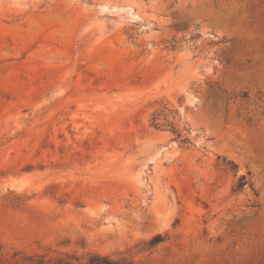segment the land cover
Listing matches in <instances>:
<instances>
[{"label": "rangeland", "instance_id": "374dc122", "mask_svg": "<svg viewBox=\"0 0 264 264\" xmlns=\"http://www.w3.org/2000/svg\"><path fill=\"white\" fill-rule=\"evenodd\" d=\"M89 254L264 264V0H0V264Z\"/></svg>", "mask_w": 264, "mask_h": 264}, {"label": "trees", "instance_id": "16d2710c", "mask_svg": "<svg viewBox=\"0 0 264 264\" xmlns=\"http://www.w3.org/2000/svg\"><path fill=\"white\" fill-rule=\"evenodd\" d=\"M154 124L157 125L156 122ZM243 180H244V177L239 178L237 187H240L243 184ZM161 239H162V236L160 234H156L149 240V243L153 245L159 242ZM87 258L88 259H87L86 264H121L120 261H113V260L106 258L105 256H99L97 254H89ZM56 264H72V263L58 261Z\"/></svg>", "mask_w": 264, "mask_h": 264}]
</instances>
